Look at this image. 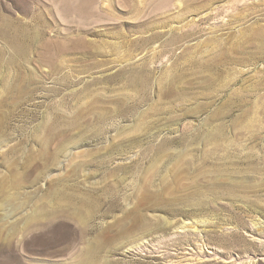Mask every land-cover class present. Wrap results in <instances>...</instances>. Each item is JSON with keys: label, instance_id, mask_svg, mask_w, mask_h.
<instances>
[{"label": "rangeland", "instance_id": "374dc122", "mask_svg": "<svg viewBox=\"0 0 264 264\" xmlns=\"http://www.w3.org/2000/svg\"><path fill=\"white\" fill-rule=\"evenodd\" d=\"M0 264H264V0H0Z\"/></svg>", "mask_w": 264, "mask_h": 264}]
</instances>
